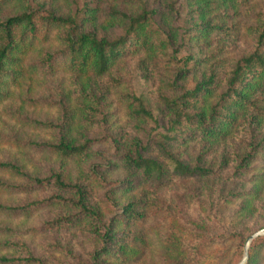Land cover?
I'll use <instances>...</instances> for the list:
<instances>
[{
	"label": "trees",
	"instance_id": "16d2710c",
	"mask_svg": "<svg viewBox=\"0 0 264 264\" xmlns=\"http://www.w3.org/2000/svg\"><path fill=\"white\" fill-rule=\"evenodd\" d=\"M71 1L64 10L0 0V111L14 96L4 114L18 126L0 131V264H140L145 220L163 210L158 189L172 182L181 181L179 200L206 213L236 199L252 211L264 187V170L246 177L264 154V9L251 11L254 0ZM241 32L252 43L230 58ZM127 56L136 79L120 95L124 120L116 122L107 99L124 81L114 67ZM57 74L69 82L31 94ZM37 106L56 117L25 111ZM120 169L122 177L111 176ZM39 212L38 224L23 225ZM210 216L185 215L193 237L172 226L168 262L176 246L171 264L190 260L183 242L208 231ZM24 235L39 236V248ZM262 250L264 235L244 264H264Z\"/></svg>",
	"mask_w": 264,
	"mask_h": 264
},
{
	"label": "rangeland",
	"instance_id": "374dc122",
	"mask_svg": "<svg viewBox=\"0 0 264 264\" xmlns=\"http://www.w3.org/2000/svg\"><path fill=\"white\" fill-rule=\"evenodd\" d=\"M46 2H53L61 6L64 10L68 9V6H72L71 0H45ZM103 6H109L111 0H102ZM264 9V0H254L252 3L251 11L254 10H262ZM252 43L251 37L247 34L241 32L239 37H236L234 42H231L228 45L227 54L233 57L236 54H239L241 51L247 50ZM135 57L127 56L123 58L117 65L114 67V71L117 75H119L124 81L122 84L118 86L119 90L115 86L108 96V109L112 111V118L116 120V122H122L124 120V106H123V96L120 97L121 93L124 94L128 87L132 85V83L136 79V71H135ZM63 81L65 84L69 82V78L66 74H57L54 76H48L44 79H41L36 84V87L32 89V95L46 96L47 90L50 89L52 85H57L58 82ZM25 83V81H24ZM138 84V85H137ZM137 86L140 85L142 91H149V85H147L146 81L140 80L136 83ZM48 88V89H47ZM18 88H14V91ZM16 105L15 97H9L6 102L1 105L2 110L0 111V131L8 133L10 132V125L6 119L4 114V107ZM29 116L37 117V118H50L53 119L56 117V109L37 106L35 108H28L25 110ZM7 120V123H4V120ZM6 124L7 129L6 130ZM14 124V123H13ZM12 124V126H13ZM15 125V124H14ZM15 128L18 126L15 125ZM32 134L33 132H28ZM195 144L192 148L190 147L187 152H197L199 147ZM99 148H102L103 145H98ZM97 147V146H96ZM5 148H0V155L4 154L3 150ZM108 150V148H107ZM10 151V150H8ZM211 152L210 154H213ZM39 154H36L38 156ZM264 170V154L259 155L252 164L251 171L248 172L246 177H250L254 173H258ZM124 175V171L122 169L115 171L111 174L112 177L120 178ZM115 178V179H116ZM181 181L172 182L160 189H158V194L160 196H165L168 200L167 204L163 206V210L158 214H149L148 219L145 220V225L143 227L144 231V243L143 245L144 251L143 256L139 259L140 264H171L173 262L178 261V254H180L178 247L176 246L172 249V259L169 260L167 258V254L165 252V247L168 243L174 244L171 240L170 235H172V226H176L174 233L176 236L187 235L193 237L189 231H184L186 225L183 222L186 214L192 212V215L195 217L197 212L202 213L203 215L212 214L214 215V220H209V230L207 229H194V234L198 239L185 238L183 243L187 245L188 250H185V254L190 257V260H186V262L181 261L184 264H238L243 255L244 249L246 245L248 248L254 237L247 244V238L253 229H255L258 223H264V187L262 190V194L259 198L253 201V209L250 212H243L239 209L240 200L236 199L232 203H219L215 210L209 213L201 210L199 205L193 204L189 198H182L184 195L180 196L181 192ZM188 191H186L187 193ZM5 199V198H4ZM175 214V215H174ZM179 215L180 218L176 219V216ZM43 218L41 212L35 214L33 217H29L24 221L23 225H34L38 224ZM22 219V216H18L13 219V222H18ZM256 226V227H255ZM221 231V234L216 238L210 234L211 231L217 229ZM264 228V227H262ZM258 229V228H256ZM255 229V230H256ZM254 230V232H255ZM197 232V233H196ZM202 232L204 236L200 234ZM264 235V234H263ZM25 238L28 239L36 248H39V236H28L24 235ZM206 237H210V239H206ZM179 239V238H178ZM203 240V241H202ZM77 241L82 242V246L86 247L85 240L77 237ZM195 249H198L196 254L192 256L191 252H195ZM170 255V256H171ZM262 259V263H264V253L262 250V254L260 253V260ZM247 260V259H246ZM246 262V261H245ZM244 262V263H245ZM243 263V264H244ZM135 264V263H134ZM180 264V262H178Z\"/></svg>",
	"mask_w": 264,
	"mask_h": 264
},
{
	"label": "water",
	"instance_id": "95a60500",
	"mask_svg": "<svg viewBox=\"0 0 264 264\" xmlns=\"http://www.w3.org/2000/svg\"><path fill=\"white\" fill-rule=\"evenodd\" d=\"M264 234V228H260L258 230H256L255 232H253L252 234H250L247 238V244L249 243V241L251 239H253L254 237L258 236V235H263ZM248 256V245H246L245 249H244V255L241 259V261L238 264H243Z\"/></svg>",
	"mask_w": 264,
	"mask_h": 264
}]
</instances>
